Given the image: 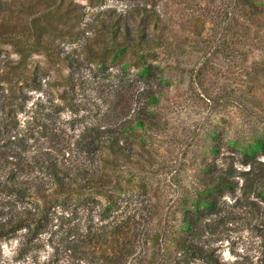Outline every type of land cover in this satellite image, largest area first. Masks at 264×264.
I'll return each mask as SVG.
<instances>
[{
    "label": "trees",
    "instance_id": "trees-1",
    "mask_svg": "<svg viewBox=\"0 0 264 264\" xmlns=\"http://www.w3.org/2000/svg\"><path fill=\"white\" fill-rule=\"evenodd\" d=\"M232 7L239 17L233 15L229 29L237 41L231 52L241 53L237 58L246 64L247 50L254 46L260 58L244 65L239 93L208 94L213 89L206 84L204 63L191 68L190 84L199 85L215 108L236 102L264 112V0H234ZM200 28V18L168 17L155 0H126L122 7L106 0H0V53L11 48L0 59V264H6L3 244L17 230L26 228L28 234L33 224L44 231L55 199L96 189L110 208L136 177L147 195L142 199L146 213L139 214L146 216L144 226L152 225V245L131 256L133 247L115 239L109 252L96 245L94 233L87 243H65L70 264H228L214 244L221 237L216 217L227 202L221 197L226 192L236 197L238 188L246 200L263 195L264 137L241 141L216 132L196 153V173L184 192L167 200L166 186L152 181L163 171L159 146L135 140L169 125L159 109L180 89L172 75ZM34 54L46 63L30 66ZM102 78H109L112 94L89 91L91 80L101 86ZM53 84L62 89L47 90ZM38 92L45 98L33 100ZM56 93L64 104L55 101ZM55 106L85 112L68 122L93 116L74 146L62 136L66 128L56 124ZM75 145L84 158L72 150ZM121 167L131 175L115 178ZM171 199L179 203L173 224L165 217ZM134 222L138 226L141 220Z\"/></svg>",
    "mask_w": 264,
    "mask_h": 264
},
{
    "label": "rangeland",
    "instance_id": "rangeland-1",
    "mask_svg": "<svg viewBox=\"0 0 264 264\" xmlns=\"http://www.w3.org/2000/svg\"><path fill=\"white\" fill-rule=\"evenodd\" d=\"M78 1L86 3V0ZM155 1L158 6L163 7L168 17L177 20L200 18L201 23L200 33H192L191 40L186 43L187 53L181 57L182 62L174 69L172 75L174 84L179 85L180 89L173 92V99L165 100L166 104L159 109L160 114L170 122L169 125L162 133L149 131L146 135L135 138L138 142L145 141L147 145L159 146L163 171L158 174L159 177H153L152 181L156 184L160 181L162 186H166L167 200L172 198L174 192H184L186 182L196 173V153L203 150L202 143L210 141L216 132L222 131V134L241 141L253 136L264 137L263 111L246 104L238 105L236 102H227L225 107L215 108V103L209 102L199 85L190 84L191 68L204 63L207 72L206 84L213 89L208 94L218 91L239 93L237 87L246 79L245 73L242 72L244 65H250L252 59L260 58L261 52L257 47H249V61L246 64L237 58L241 53L235 55L231 52L237 44L236 39H233L235 33L229 31L235 24L232 18L236 13L231 12L234 0ZM106 2L122 7L125 6L126 0ZM235 17L239 15L236 14ZM10 49L4 47L0 59L7 53L6 50ZM11 57L17 59L18 55L11 53ZM29 62V65L33 66L38 62L45 64L46 60L43 55L34 54L29 58ZM51 70L54 77H57L55 67ZM108 82L109 78H102L103 84L99 86V81L93 79L89 84V91L95 94L100 89L99 92L105 95L112 94L113 90L107 85ZM50 89L56 91L62 89V85L53 84L48 86L47 90ZM39 95L45 98L44 92H38L33 100L37 101ZM233 98L236 99L234 95ZM54 99L64 104L57 93ZM53 110L56 124L66 128L62 136L68 138L71 146H74L85 122L92 120L93 116L80 118L73 123L68 120L81 117L85 112L77 115L68 108L57 109L56 106ZM72 150L78 151L80 157H85V154L80 152V146L75 145ZM261 158L264 160V155ZM237 165L239 169H248V166ZM122 168L117 170L115 178L119 174L131 175L128 171L123 172ZM140 180L136 177L132 185L134 189L121 192L118 202L110 208L106 206L105 195L96 189H87L81 194L73 193L72 197L61 196L55 199L53 205L49 206L52 219L45 224L44 231L40 232L33 224L32 231L28 234L26 228L17 230L9 242L3 244V260L6 264H70V250L65 243L72 240H78L81 244L87 243L91 241L90 236L94 233L97 236L94 235L93 238L99 239L96 245L106 247L109 252H112L111 246L116 239L126 246L133 247H130L131 256L145 253L147 247L152 245L153 240L149 236L153 229L152 225L144 226L146 216L143 219L139 214L140 211L146 213L142 199L147 196L142 185H139ZM242 182L243 180H240V185ZM236 194V197H232L231 193L226 192L221 197L227 202H222L220 215L216 217L215 223H218L221 237L214 244L218 246L220 257L228 264H264V193L258 196L251 194L249 200L243 198L240 188ZM146 200L144 199L145 202ZM168 205L171 208L165 217L173 224V212L179 203L171 199ZM134 218L138 222L141 220L138 226ZM158 252H163V249L159 248Z\"/></svg>",
    "mask_w": 264,
    "mask_h": 264
}]
</instances>
